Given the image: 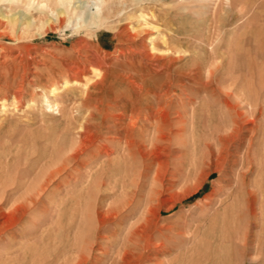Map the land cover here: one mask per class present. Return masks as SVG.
Listing matches in <instances>:
<instances>
[{
	"label": "rangeland",
	"instance_id": "374dc122",
	"mask_svg": "<svg viewBox=\"0 0 264 264\" xmlns=\"http://www.w3.org/2000/svg\"><path fill=\"white\" fill-rule=\"evenodd\" d=\"M102 15L0 29V264H264V0H106ZM131 131L146 148L129 161Z\"/></svg>",
	"mask_w": 264,
	"mask_h": 264
},
{
	"label": "bare ground",
	"instance_id": "6f19581e",
	"mask_svg": "<svg viewBox=\"0 0 264 264\" xmlns=\"http://www.w3.org/2000/svg\"><path fill=\"white\" fill-rule=\"evenodd\" d=\"M97 2L96 4V12L92 15V16H88V14H86L85 16L81 17L82 14H85V12L83 13V3L82 4H77L75 0H0V29L4 30L6 32H10L11 36L15 35L13 33H15L17 30H26L29 27H36L38 29H45L46 28H51L53 22H62L63 20H65V18L67 19H73L74 17L77 18L78 23H84V24H93L99 21V19H101L102 17H104L102 15V4L106 1V0H96ZM108 1V0H107ZM111 2V1H110ZM232 3V2H231ZM234 3V2H233ZM18 5H23L25 7L28 8V11H26L25 13H22V11L18 10L16 11H11L13 8H15V6ZM3 6L6 8V10H3ZM20 8V7H19ZM24 8V7H23ZM8 9V10H7ZM25 9V8H24ZM32 10L35 12L33 13ZM6 11H11V14L6 12ZM43 15L46 14V18L44 19H40L38 18V20L36 19L38 17V15ZM81 17V18H80ZM145 18V14L144 13H140V19L144 20ZM70 21V20H69ZM146 21V19H145ZM148 22V21H146ZM76 23V24H78ZM149 23V22H148ZM101 24V23H100ZM65 25V24H64ZM97 25V24H96ZM148 25V24H147ZM70 26V25H69ZM75 26V25H74ZM154 26V25H153ZM156 26V25H155ZM154 26V27H155ZM63 27V26H62ZM100 27V26H99ZM152 27V25H151ZM75 28H77L75 26ZM75 30V29H74ZM21 31V30H20ZM77 31V29H76ZM45 32V31H44ZM6 34V33H5ZM24 34V33H23ZM89 34V33H88ZM18 35V34H17ZM21 35V34H20ZM25 35V34H24ZM40 35V34H39ZM10 36V35H9ZM10 36V37H11ZM29 36V35H28ZM4 38V37H3ZM15 38V37H14ZM20 43V42H19ZM2 46V45H1ZM18 47V46H17ZM16 47V48H17ZM20 47V46H19ZM22 49V48H20ZM19 49V50H20ZM24 49V48H23ZM5 50V49H4ZM11 52V51H10ZM3 63V62H2ZM1 65V64H0ZM6 65V64H5ZM9 65V64H8ZM14 67V66H13ZM17 69V68H16ZM17 77V76H16ZM13 79V78H11ZM16 80V79H15ZM18 80V79H17ZM16 80V81H17ZM90 80V79H89ZM13 81H11L12 83ZM75 82V81H74ZM89 82V81H88ZM68 81L65 80L62 84L65 85L67 84ZM70 83V82H69ZM18 84V83H16ZM15 85V82H14ZM20 86V85H19ZM22 87V86H20ZM19 87V88H20ZM84 87V86H83ZM232 87V86H230ZM18 88V89H19ZM21 89V88H20ZM55 88L51 87V90L53 91ZM10 91V90H9ZM74 92V91H73ZM241 92V91H240ZM247 93V92H246ZM15 94V93H14ZM241 94V93H240ZM222 95V94H221ZM15 97V96H14ZM263 97V96H260ZM259 97V98H260ZM16 98V97H15ZM48 98V97H47ZM45 98L44 101L47 102V106L51 105L50 102L48 101L49 99ZM249 98V97H248ZM257 98V97H256ZM5 99V98H4ZM242 99V98H241ZM255 96L252 93L250 98H249V106H252V104L254 105V100ZM19 100V99H18ZM248 100V99H247ZM246 100V101H247ZM260 100V99H259ZM260 102V101H259ZM258 102V104H259ZM1 103V101H0ZM257 103V100H256ZM262 103V102H260ZM1 105V104H0ZM263 105V104H262ZM48 106V107H49ZM255 106V105H254ZM85 107V106H84ZM89 107V105H88ZM207 112V110H206ZM212 113V112H211ZM251 114V113H250ZM250 118V117H249ZM255 119V118H254ZM253 119V120H254ZM252 120V121H253ZM13 122V121H12ZM211 122V121H210ZM9 123V122H8ZM248 123V122H247ZM263 124V123H262ZM138 125V124H137ZM106 126V125H105ZM230 126V125H229ZM141 127V126H140ZM251 127V126H250ZM104 128V127H103ZM162 129L161 127H157L156 128V135L153 137V141L155 143L160 142L161 139V134H162ZM247 130V129H246ZM253 128H250L249 131L251 132L247 138V147L246 148V160H247V172L248 171H252V169L256 166H258L259 162L257 161L256 158V151L254 148V143H255V139H254V134H253ZM106 132V131H105ZM143 132H139V133H133L128 132L125 134L124 136V147L125 150L128 152L127 154H129V157L127 160L129 159H133L134 157H132V152L137 149V150H141L146 148V144L144 139L142 138L143 136ZM114 136V135H113ZM123 138V137H122ZM264 141V140H263ZM119 143V142H118ZM106 145V143H105ZM109 145V144H108ZM110 146V145H109ZM194 146V145H193ZM108 147V146H107ZM111 152V151H110ZM113 152V150H112ZM262 152V151H261ZM258 155V154H257ZM120 157V156H119ZM143 157V156H142ZM185 156L183 155V158ZM104 159V158H103ZM121 159V158H120ZM144 159V157H143ZM148 159V158H147ZM184 160V159H183ZM130 161V160H129ZM128 161V162H129ZM132 161V160H131ZM260 161V160H259ZM113 161L107 162L108 163H112ZM143 162V161H142ZM187 162V161H186ZM262 162V161H261ZM104 163V162H103ZM133 163V162H132ZM264 162H262L263 164ZM102 165V164H101ZM106 166V165H105ZM104 167V166H103ZM195 167V166H194ZM260 167V166H259ZM261 168V167H260ZM264 168V167H263ZM262 168V169H263ZM67 169V168H66ZM255 170V169H254ZM99 171V170H98ZM258 171V169H257ZM254 172V171H253ZM104 173V172H103ZM257 173V172H256ZM69 174V173H68ZM67 174V175H68ZM263 175V174H262ZM107 176V175H106ZM114 176V175H113ZM180 176V175H179ZM258 176V174H257ZM256 176V177H257ZM77 178V177H76ZM252 178V177H251ZM259 178V177H258ZM257 179V178H256ZM257 181H259L257 179ZM262 181V180H261ZM103 183V182H102ZM159 184V183H158ZM263 185V183L261 184ZM253 187H260V183L258 184L255 180L249 181V183H247V187H246V213H247V217H248V229H249V233L251 231V228H253L256 224L255 222V212H254V205H255V201H256V193L255 190L253 189ZM263 188V187H262ZM135 193V192H134ZM137 193V192H136ZM164 193V192H163ZM70 195V194H69ZM136 196V195H135ZM99 197V196H98ZM119 198V197H118ZM134 199V198H133ZM129 201V200H128ZM86 204V203H85ZM89 205V204H88ZM126 205L123 204V206H116L115 208L111 209L108 211V213L106 214V216H108L110 218V222L113 224V226L116 228L117 226H120L122 219L124 218L123 216L127 213V211H122V208ZM98 206V205H97ZM128 206V205H126ZM89 207V206H88ZM257 207V205H256ZM87 208V207H86ZM264 208V207H263ZM95 215V214H94ZM97 215V214H96ZM92 218V217H91ZM258 218V215H257ZM108 219V218H107ZM261 220V219H260ZM107 222V221H106ZM132 223V222H131ZM85 224V223H84ZM98 224V223H97ZM247 229V230H248ZM94 230V229H93ZM93 233V232H92ZM253 233V232H252ZM137 235V234H136ZM252 235V234H251ZM250 235L248 233H246L245 239L246 241L245 246L248 247L249 245V241H248V237ZM91 237V236H88ZM99 239H102L104 236H101L100 233L97 236ZM105 238V237H104ZM128 241L132 242L133 241V233L131 232L128 236ZM257 239V238H256ZM83 240V239H82ZM91 241V240H90ZM255 241V240H254ZM253 242V239L251 238V243ZM94 243V242H93ZM136 243V242H135ZM92 245V244H91ZM113 245V244H112ZM230 245V244H228ZM255 245V244H254ZM91 247V246H90ZM220 247V246H219ZM252 248V246H250ZM249 247V248H250ZM87 248V246H86ZM89 248V247H88ZM92 248V247H91ZM84 250V249H83ZM86 250V249H85ZM87 252V251H86ZM17 256V255H16ZM13 257V256H12ZM15 258V257H14ZM177 258V256H176ZM175 258V259H176ZM19 260V259H18Z\"/></svg>",
	"mask_w": 264,
	"mask_h": 264
},
{
	"label": "trees",
	"instance_id": "16d2710c",
	"mask_svg": "<svg viewBox=\"0 0 264 264\" xmlns=\"http://www.w3.org/2000/svg\"><path fill=\"white\" fill-rule=\"evenodd\" d=\"M195 195H193V197H194Z\"/></svg>",
	"mask_w": 264,
	"mask_h": 264
}]
</instances>
